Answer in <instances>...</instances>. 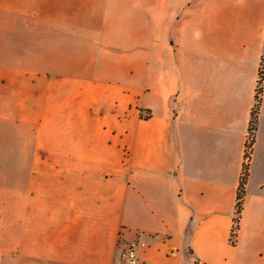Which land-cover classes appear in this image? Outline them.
<instances>
[{"label":"crops","instance_id":"0c3cea01","mask_svg":"<svg viewBox=\"0 0 264 264\" xmlns=\"http://www.w3.org/2000/svg\"><path fill=\"white\" fill-rule=\"evenodd\" d=\"M38 15L54 26L34 90L26 0H0V264H118L123 228L144 235L143 264H264V0H54Z\"/></svg>","mask_w":264,"mask_h":264},{"label":"rangeland","instance_id":"374dc122","mask_svg":"<svg viewBox=\"0 0 264 264\" xmlns=\"http://www.w3.org/2000/svg\"><path fill=\"white\" fill-rule=\"evenodd\" d=\"M26 0V75L31 76V87H38V71H39V32H43L53 28V21H42L39 19L38 12L42 4L54 3V0ZM44 40L53 41V37H43ZM34 83V84H33ZM30 88L26 82V91ZM257 105V104H256ZM42 114L41 102L38 98L26 99V133L30 130H37L39 127V116ZM29 135V134H28ZM27 135V136H28ZM34 140H37L34 138ZM245 174L247 166H244ZM244 176V175H243ZM237 216V214H236ZM237 225V224H236ZM117 258L119 263V244L117 240Z\"/></svg>","mask_w":264,"mask_h":264},{"label":"built area","instance_id":"2783aa9c","mask_svg":"<svg viewBox=\"0 0 264 264\" xmlns=\"http://www.w3.org/2000/svg\"><path fill=\"white\" fill-rule=\"evenodd\" d=\"M264 72V58L261 66V74ZM262 95V88L259 84L257 87V101L259 102ZM255 129L251 126L250 132L248 134L247 142H246V165L248 166L250 160V154L252 150V145L254 143V131ZM243 175H245V168L243 171ZM237 225L234 224V228L231 235V242L235 243L236 241V233H237ZM119 263L120 264H143L141 259L142 252L147 248L148 243L144 238V235L141 232H136L135 236L131 239L125 237V229L123 228L120 231L119 238Z\"/></svg>","mask_w":264,"mask_h":264},{"label":"trees","instance_id":"16d2710c","mask_svg":"<svg viewBox=\"0 0 264 264\" xmlns=\"http://www.w3.org/2000/svg\"><path fill=\"white\" fill-rule=\"evenodd\" d=\"M262 78H263V72L261 74V79ZM256 124H257V112H256V110H254V112L252 114L251 126L254 129H256ZM245 177H246V174L242 177V182L240 184L239 202H238V206H237V210H236L237 216L235 218V224H237V228H238L239 216H240L241 209H242L241 200L243 199L244 193H245V188H244Z\"/></svg>","mask_w":264,"mask_h":264}]
</instances>
